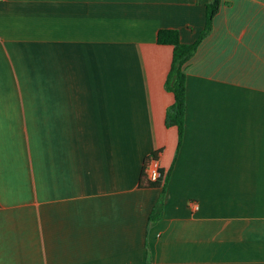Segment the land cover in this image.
<instances>
[{
    "label": "crops",
    "instance_id": "1",
    "mask_svg": "<svg viewBox=\"0 0 264 264\" xmlns=\"http://www.w3.org/2000/svg\"><path fill=\"white\" fill-rule=\"evenodd\" d=\"M212 1L0 0V264H264V0H219L165 125L157 34Z\"/></svg>",
    "mask_w": 264,
    "mask_h": 264
},
{
    "label": "trees",
    "instance_id": "2",
    "mask_svg": "<svg viewBox=\"0 0 264 264\" xmlns=\"http://www.w3.org/2000/svg\"><path fill=\"white\" fill-rule=\"evenodd\" d=\"M219 5V0H213L206 6V23L205 28L199 35L197 41L191 44H182L179 41V33L177 30L162 29L157 34V43L171 45L172 58L170 69L168 71L164 86L165 89L172 93L173 103L166 109L165 125L175 126L177 128V147L176 153L179 151L183 133H184V118H185V72L184 64L193 55L199 41L208 33L213 16L216 14ZM158 153H152L143 161V166L149 158L157 159ZM160 176L155 181H148L143 174V168L139 179V187L143 188H160L161 195L157 200L154 208L151 211L149 220L154 222L160 218L163 194L168 183L171 167L164 171L159 167Z\"/></svg>",
    "mask_w": 264,
    "mask_h": 264
},
{
    "label": "built area",
    "instance_id": "3",
    "mask_svg": "<svg viewBox=\"0 0 264 264\" xmlns=\"http://www.w3.org/2000/svg\"><path fill=\"white\" fill-rule=\"evenodd\" d=\"M143 174L146 180L155 181L159 176V165L157 159L149 158L143 166ZM196 204H191V209H196Z\"/></svg>",
    "mask_w": 264,
    "mask_h": 264
}]
</instances>
